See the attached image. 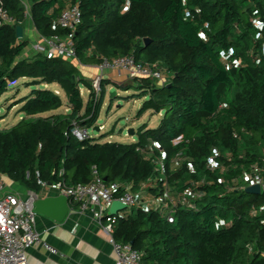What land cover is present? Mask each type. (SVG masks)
<instances>
[{
    "label": "trees",
    "instance_id": "1",
    "mask_svg": "<svg viewBox=\"0 0 264 264\" xmlns=\"http://www.w3.org/2000/svg\"><path fill=\"white\" fill-rule=\"evenodd\" d=\"M68 5L81 11L73 36L81 64L133 56L171 75L166 86L135 79V96L147 97L138 118L163 114L157 128L139 129L136 143L73 134L96 125L107 87L118 85L101 80L97 91L69 59L21 58L28 41L17 27L29 16L41 36L68 35L57 23ZM6 8L14 24L0 27V100L28 79V87L58 85L70 111L42 117L64 106L48 89L21 99L26 118L0 130L1 175L40 196L58 183H90L95 166L106 183L129 184L143 201L177 197L174 224L154 207L117 217L115 241L141 252L142 264H264V214L252 216L264 193L231 190L244 172L264 167V0H7ZM215 150L225 175L207 168ZM194 184L202 196L190 210L181 196Z\"/></svg>",
    "mask_w": 264,
    "mask_h": 264
},
{
    "label": "built area",
    "instance_id": "2",
    "mask_svg": "<svg viewBox=\"0 0 264 264\" xmlns=\"http://www.w3.org/2000/svg\"><path fill=\"white\" fill-rule=\"evenodd\" d=\"M7 0H0V27L13 25L14 19L10 16L6 8ZM28 16V15H27ZM29 18V16H28ZM82 16L78 5L69 6L58 18V25L69 34L60 36L54 35L44 37L39 35L38 40L34 43L33 49L37 54H42L48 58L69 59L76 64L78 61L75 52L73 40L74 32L81 24ZM259 26L258 21H254ZM226 62V61H225ZM241 61L237 62L240 65ZM77 65V64H76ZM226 67L230 64L226 62ZM100 77L94 82V88L100 90V82L107 71H122L134 79L149 78L155 81L158 86L169 84L171 75L159 64L150 65L147 63H137L133 56L120 57L113 59H104L98 65ZM99 89V90H98ZM73 134L80 140L84 141L88 136V130L75 128ZM182 137L174 141L178 144ZM218 152L215 150L212 157L207 162V168L212 171H219L222 175L227 173V169L217 161ZM37 178L39 173H36ZM92 179L88 184H78L69 186L64 183H58L54 188L60 195L68 199L69 210L82 215L91 214L96 221L102 226L109 244L112 246V253L115 264H142L143 254L135 249L132 245L119 244L114 238V225L117 217H124L131 214L133 210L143 207H154L155 210H165V219L170 224L175 223L177 213V197L169 196L168 192L165 197L157 200H141L140 194H135L129 184L119 182L106 183L100 175L97 167H92ZM0 174V264H29V250L42 245L47 251L54 255L59 252L41 240V235L36 229L35 211L36 202L40 199L35 192L28 191L23 197L15 192H6V185ZM223 181V178L222 180ZM246 185H240V182ZM232 189L245 190L248 186L259 185L261 192L264 193V167H252L251 171L243 173L240 179L234 180ZM38 184L46 186L40 179ZM123 189V192L116 196V193ZM202 194L196 184L186 189L181 198L182 205L188 209H195L194 200L201 198ZM164 197V198H165ZM115 202H120L127 207L124 211H119L116 215L111 213L112 206ZM264 214V206L254 209L252 216Z\"/></svg>",
    "mask_w": 264,
    "mask_h": 264
},
{
    "label": "crops",
    "instance_id": "3",
    "mask_svg": "<svg viewBox=\"0 0 264 264\" xmlns=\"http://www.w3.org/2000/svg\"><path fill=\"white\" fill-rule=\"evenodd\" d=\"M38 38L39 34L32 20L28 18L24 24L23 38L21 39L28 41V46L23 51L21 58L27 59L37 55L33 49V45ZM81 65L82 68H78L85 78L100 74L98 65ZM123 74L127 75L122 71H107L103 75V78L117 84L119 81L115 78ZM51 86L56 87L58 85ZM44 88H50V85H45ZM55 92L58 93L57 91ZM67 111L69 113L70 109L68 108ZM56 114L60 113L55 111L43 114L42 117ZM23 119L21 118V120ZM3 177L6 185V192H15L23 197L26 196L28 192L26 189L12 182L8 177ZM58 196H60V194L54 188L48 187L39 198L43 199ZM36 229L41 235L42 242L56 249L59 255H54L47 251L42 245H39L29 250V264H115L112 246L109 244L102 226L91 214L82 215L69 210L67 218L61 223L38 214L36 217Z\"/></svg>",
    "mask_w": 264,
    "mask_h": 264
},
{
    "label": "rangeland",
    "instance_id": "4",
    "mask_svg": "<svg viewBox=\"0 0 264 264\" xmlns=\"http://www.w3.org/2000/svg\"><path fill=\"white\" fill-rule=\"evenodd\" d=\"M68 7L69 5L66 8ZM76 64L79 68H82L79 61H76ZM89 77L86 79L94 84L100 77V74ZM115 79L119 81L116 84L119 88L113 85L107 87L99 120L92 129L88 130V136L99 140L100 143H136L139 138V129L144 125H147L150 129L157 128L163 118V114L156 115L152 112H147L138 118V112L143 102L147 100V97L139 99L137 98L139 96H135L138 93L133 88L135 86L134 78L123 74ZM102 80L108 79L102 77ZM29 81L28 79H24L15 83L10 88V91L0 100V130L10 129L21 122V118H25L20 113L22 105L18 103L21 99L30 96L34 89L42 88L57 91L64 101V106L57 111L61 115L68 113L69 107L67 106L66 96L58 86L54 87L50 85V88H44V86L28 87L27 83ZM81 92L84 104H87L90 92L85 88H82ZM97 128H99V131L96 130ZM130 130L134 131L133 135L129 134Z\"/></svg>",
    "mask_w": 264,
    "mask_h": 264
},
{
    "label": "water",
    "instance_id": "5",
    "mask_svg": "<svg viewBox=\"0 0 264 264\" xmlns=\"http://www.w3.org/2000/svg\"><path fill=\"white\" fill-rule=\"evenodd\" d=\"M17 37L19 39L23 38V28L17 27ZM144 43L148 45L150 43L149 39H145ZM96 130L99 131V128ZM130 135L134 134L133 130L129 131ZM106 181V179H105ZM245 192L248 194H262L259 185L248 186L245 188ZM127 207L120 202H115L112 206L111 213L116 215L119 211L126 210ZM35 211L37 214L46 216L56 222H64L69 214V203L68 199L60 195L58 197H48V198H40L35 205Z\"/></svg>",
    "mask_w": 264,
    "mask_h": 264
}]
</instances>
